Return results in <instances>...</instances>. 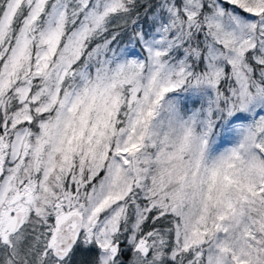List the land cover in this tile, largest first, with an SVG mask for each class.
Instances as JSON below:
<instances>
[{"label": "snow or ice", "instance_id": "snow-or-ice-1", "mask_svg": "<svg viewBox=\"0 0 264 264\" xmlns=\"http://www.w3.org/2000/svg\"><path fill=\"white\" fill-rule=\"evenodd\" d=\"M0 264H264V0H0Z\"/></svg>", "mask_w": 264, "mask_h": 264}]
</instances>
